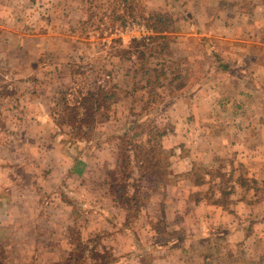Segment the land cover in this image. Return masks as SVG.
Returning <instances> with one entry per match:
<instances>
[{
    "label": "rangeland",
    "instance_id": "rangeland-1",
    "mask_svg": "<svg viewBox=\"0 0 264 264\" xmlns=\"http://www.w3.org/2000/svg\"><path fill=\"white\" fill-rule=\"evenodd\" d=\"M98 87L114 95L85 131L63 97ZM261 124L264 0H0V219L20 223L0 264H264V180L241 162Z\"/></svg>",
    "mask_w": 264,
    "mask_h": 264
},
{
    "label": "crops",
    "instance_id": "crops-1",
    "mask_svg": "<svg viewBox=\"0 0 264 264\" xmlns=\"http://www.w3.org/2000/svg\"><path fill=\"white\" fill-rule=\"evenodd\" d=\"M241 93L242 94H246L244 92H241ZM240 125L242 126V128H243L242 130H244V131L245 130H251L252 131L253 127H254V126H252V125H250L249 123H246V122H240ZM258 128L261 130V135L257 134L256 137H254L250 141V143H248V139L247 140L244 139L243 141L242 140L241 141H242V143L247 142L249 144L248 147H250L251 145H253L255 147V152H254L255 153V159H258L257 156L259 154V156H261L260 157L261 158L260 162H254L252 160L254 154H251L250 152H245V153L241 152V154H243V156H244V159H242V155L241 154L239 155L240 159H242L241 162L250 169L249 176H245V177H250L251 176L252 179H254L256 184L258 185L257 188L260 187L259 182L260 181L263 182V180H264V159H263V154H264V124L259 125ZM238 130H240V128ZM257 131H258V129H257ZM259 143H263V145H260ZM79 160H82L85 163H87L86 160H84V159L79 158ZM72 167H73L72 172H73L74 176H83L85 174V172H86V169H87V168L84 169L83 175H78L74 171V167H75L74 163H73ZM240 179H242V178H240ZM244 179H249V178H244ZM240 189L243 190L246 193V192H250L251 190L255 191L256 188H254V187H252V188L244 187V185L233 181V195L234 194L236 195L239 192ZM195 205H196V207H202V208H205L206 210H209V209L220 210V211H224L225 210V209L223 210V208H220L221 206L218 205V204H216V205L213 204L212 205V203H211L210 205L207 204V205H203L202 206L201 204L197 205V202H195ZM239 205H243V206H245V208L249 207L250 209L253 206V204L244 196H241L240 198H237V197L234 198V200H233V229L231 230V234L233 233V241H237V242H239V241L240 242L241 241H248L249 239L252 238V233H249V232L247 233L246 226L242 225L243 223L241 221L238 222L237 218H238V214L240 213L238 211V209H239V207H242V206H239ZM217 206H220V207H217ZM1 207L2 208L5 207V210H7L5 217H12L13 216V213H12L13 209L9 208V203L8 202L5 201L3 206H1ZM225 212H230L231 213V211L227 210V209H226ZM236 215H237V218H236ZM0 217H1V215H0ZM235 218H236V221H235ZM254 220H255L254 221L255 224H261V222L264 221L263 218H258V217L257 218L254 217ZM18 223H19L18 221L15 222V218H7V220L6 219L5 220H1L0 219V228H3V227H10V228L11 227H15V225H20V223L19 224ZM204 224H205V221H199L198 224H196L195 226H191L189 228V226L186 227V225H185V227L189 228L187 230L188 232H191V233L194 234V235H192L193 237H195L196 233H197L198 236L207 237V235H208L207 231L208 230L207 229H203ZM33 225H36V224H33ZM132 250L133 249L131 248L130 251L128 250V251H126L124 253H121V254L120 253L116 254L115 252H113V253H115L116 256H118V257H120L122 259H125V260L128 259L129 261L127 263H129V264H142L141 263L142 262L141 261V255H137L136 253L129 254V253L135 251L136 248L133 251ZM59 253H61V250L59 251ZM139 253H141V252H139ZM160 260H161L160 262H162V261L171 262V260L169 261V259L166 260L164 258H162ZM160 262H158V264Z\"/></svg>",
    "mask_w": 264,
    "mask_h": 264
},
{
    "label": "trees",
    "instance_id": "trees-1",
    "mask_svg": "<svg viewBox=\"0 0 264 264\" xmlns=\"http://www.w3.org/2000/svg\"><path fill=\"white\" fill-rule=\"evenodd\" d=\"M98 88H99L98 89L99 92L98 90H95L92 93H86L82 90H78L75 92L77 96L69 92L68 93L69 96L66 95L63 97V102L67 105V108L71 110V113H72L71 116L76 118L75 119L76 122L80 124L84 128L85 131L91 130L93 127H95L97 123L96 121L97 113L99 112L100 107H101V101H103V99H108L110 97H113L112 95H114V94H108L106 90L101 87H98ZM150 105H151L150 102L146 104V106L148 107H150ZM79 108H82V112L79 111ZM77 137L78 135L76 134V137H74L72 140L76 141V139H78ZM81 137L85 138L84 132ZM65 142L74 144L73 142H71V139L67 141L65 140ZM73 163L75 166L74 167L75 173H77L78 175H83V171L87 166L86 163L82 160H79V158H75ZM128 197L131 198L132 196L128 194ZM69 257L71 258L72 256H69ZM4 259L5 260L2 262L3 264H15L16 263L15 260L7 256H5ZM113 259H114V263L120 261V259L123 260L122 258H117L115 256H113ZM104 264H112V263L106 262Z\"/></svg>",
    "mask_w": 264,
    "mask_h": 264
},
{
    "label": "built area",
    "instance_id": "built-area-1",
    "mask_svg": "<svg viewBox=\"0 0 264 264\" xmlns=\"http://www.w3.org/2000/svg\"><path fill=\"white\" fill-rule=\"evenodd\" d=\"M132 27H136V28H138L140 30H143V32H142L143 36L140 37L141 39H143L144 41L150 40V36L148 34H146L148 32H146L147 29H145V25L144 24H138L137 26L133 25Z\"/></svg>",
    "mask_w": 264,
    "mask_h": 264
}]
</instances>
